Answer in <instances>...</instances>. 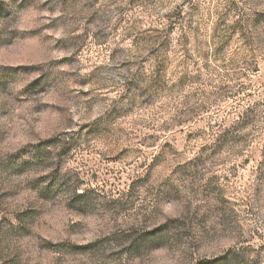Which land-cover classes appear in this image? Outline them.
Listing matches in <instances>:
<instances>
[{"label":"rangeland","instance_id":"obj_1","mask_svg":"<svg viewBox=\"0 0 264 264\" xmlns=\"http://www.w3.org/2000/svg\"><path fill=\"white\" fill-rule=\"evenodd\" d=\"M0 264H264V0H0Z\"/></svg>","mask_w":264,"mask_h":264}]
</instances>
